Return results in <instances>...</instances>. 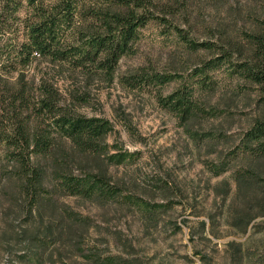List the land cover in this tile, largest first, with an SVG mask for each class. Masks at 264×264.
I'll return each instance as SVG.
<instances>
[{"label":"rangeland","instance_id":"374dc122","mask_svg":"<svg viewBox=\"0 0 264 264\" xmlns=\"http://www.w3.org/2000/svg\"><path fill=\"white\" fill-rule=\"evenodd\" d=\"M156 1L166 19L139 28L113 80L57 75L66 87L87 82V101L75 109L107 118L108 150L127 152L122 163L119 155L111 163L106 154L83 160L72 153L60 168L79 179L86 168H107L117 193L83 197L52 174L38 205L42 221L19 183L0 179V264H264V156L255 166L259 183L250 182L242 149L254 119L264 116V79L249 73L264 0ZM138 72L169 79L140 80ZM179 88H189L199 106L187 118L169 99ZM56 137L62 142L53 155L70 150L68 138ZM53 219L61 236L47 228Z\"/></svg>","mask_w":264,"mask_h":264},{"label":"trees","instance_id":"16d2710c","mask_svg":"<svg viewBox=\"0 0 264 264\" xmlns=\"http://www.w3.org/2000/svg\"><path fill=\"white\" fill-rule=\"evenodd\" d=\"M168 6L164 12L172 13ZM23 7L30 9L26 17L20 14ZM163 9L156 0H0V179L19 183L20 197L36 206L34 211L42 221L38 205L48 195L52 174L73 193L91 199L109 198L118 189L107 179V168L97 172L86 168L80 179L60 168L72 153L80 154L83 160L106 154L111 163L119 154L108 150L112 123L105 117L87 116L75 109L77 101H87V82L66 87L57 75L68 70L72 77L75 73L86 77L98 74L113 80L120 59L133 48L139 28L152 18L165 20L164 15L158 14ZM67 28L71 29L70 34ZM175 29L185 42L194 43L182 28ZM250 37L255 48L249 73L261 82L264 22ZM136 75L140 80L169 79L161 74ZM169 99L181 104L180 114L185 118L199 107L189 88L176 89ZM56 135L69 139L70 150L61 149L60 154L53 155V149L62 142ZM242 149L246 152L244 176L259 183L261 174L255 166L264 156V116L254 119ZM126 156L127 152L120 154L116 163L125 161ZM55 219L47 228L54 235L56 227L55 234L61 236L62 226ZM202 223L205 225L206 221Z\"/></svg>","mask_w":264,"mask_h":264}]
</instances>
